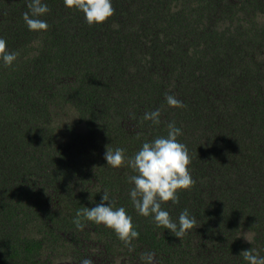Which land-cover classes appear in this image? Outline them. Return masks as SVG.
I'll return each mask as SVG.
<instances>
[{"label": "trees", "instance_id": "1", "mask_svg": "<svg viewBox=\"0 0 264 264\" xmlns=\"http://www.w3.org/2000/svg\"><path fill=\"white\" fill-rule=\"evenodd\" d=\"M27 2L0 0V38L17 54L10 67L0 59V264L264 257V0H111L114 14L92 25L64 0H42L40 31L23 20ZM157 109L158 125L143 119ZM169 123L194 180L162 204L173 221L184 209L195 218L182 238L137 212L135 173L105 159L107 147L132 157ZM104 191L132 217L131 246L104 224L73 223Z\"/></svg>", "mask_w": 264, "mask_h": 264}, {"label": "clouds", "instance_id": "2", "mask_svg": "<svg viewBox=\"0 0 264 264\" xmlns=\"http://www.w3.org/2000/svg\"><path fill=\"white\" fill-rule=\"evenodd\" d=\"M64 3L66 7L83 12L89 25L104 23L114 14L111 0H64ZM27 9L28 11L23 13V20L29 30H47V22L41 19L49 12L47 4L42 0H28ZM16 58L17 54L8 51L7 42L0 38V59L4 66L10 67ZM165 98L170 107H185L183 102L174 95L166 94ZM160 116L161 112L157 109L146 112L143 119L158 125L161 122ZM181 134L180 128L174 123H169L167 136L144 142L132 157H126L123 148L113 150L107 147L105 152L107 165L118 168L126 163L135 173L129 176L128 180L134 185L129 195L137 212L145 217L151 216L158 227L170 230L179 238L195 226V218L190 216L187 209H184L178 221H173L169 212L162 209V204L169 201L178 204L177 192L189 189L194 184L188 169L191 158L187 146L178 142L177 139ZM85 220L104 224L113 229L119 239L128 246H131V241L139 236V233L134 230L132 217L127 214L124 207H113L107 191L103 192L101 202L95 207L78 210L73 223L78 230L82 231L85 228L83 222ZM245 239L252 243L247 236ZM241 255L248 264H264V257L259 256L255 249L243 250ZM141 260L145 264H156L155 253H142ZM82 264H93V261L85 259Z\"/></svg>", "mask_w": 264, "mask_h": 264}, {"label": "rangeland", "instance_id": "3", "mask_svg": "<svg viewBox=\"0 0 264 264\" xmlns=\"http://www.w3.org/2000/svg\"><path fill=\"white\" fill-rule=\"evenodd\" d=\"M245 235H246L247 237H249V233H246Z\"/></svg>", "mask_w": 264, "mask_h": 264}]
</instances>
